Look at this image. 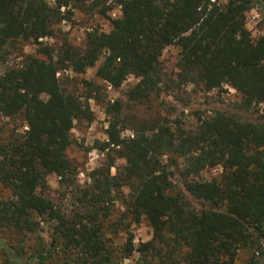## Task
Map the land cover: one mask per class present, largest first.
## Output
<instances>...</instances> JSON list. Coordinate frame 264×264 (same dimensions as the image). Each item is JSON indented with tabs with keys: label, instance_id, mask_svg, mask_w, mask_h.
<instances>
[{
	"label": "trees",
	"instance_id": "16d2710c",
	"mask_svg": "<svg viewBox=\"0 0 264 264\" xmlns=\"http://www.w3.org/2000/svg\"><path fill=\"white\" fill-rule=\"evenodd\" d=\"M106 1L0 0V116L25 126L0 136V185L9 191L0 197L1 264H120L134 252L135 264H235L240 250L248 264H264V112L246 120L215 110L185 128L131 120L120 100L107 101V138L94 146L106 157L80 186L66 155L71 129L75 121H93L88 100L104 95L92 80H83L86 92L79 94L58 76L83 74L102 58L95 75L108 85L136 79L126 92L133 104L185 85H229L241 107L262 105L264 34L251 37L245 14L264 2L115 0L121 13L110 18L109 31L91 29L82 47L66 36L59 46L42 41L56 36L69 6L107 15ZM25 42L36 44L35 54L6 65ZM168 45L179 48L175 78L165 76L160 61ZM214 167H221L217 177L201 176ZM49 174L71 194V209L49 195ZM123 187L126 212L134 222L144 218L152 237L134 245L128 236L118 259L104 220Z\"/></svg>",
	"mask_w": 264,
	"mask_h": 264
},
{
	"label": "rangeland",
	"instance_id": "374dc122",
	"mask_svg": "<svg viewBox=\"0 0 264 264\" xmlns=\"http://www.w3.org/2000/svg\"><path fill=\"white\" fill-rule=\"evenodd\" d=\"M55 0H49L54 3ZM223 3L226 0H217ZM264 2V0H259ZM109 6L107 15L98 12L97 9L89 10L87 5L69 6L70 13L65 12V17L57 25L56 36L43 38L42 41L51 45L59 46L62 39L66 36L73 45L82 47L86 33L93 28L107 32L110 29V18L120 15V6L115 0H107ZM67 8H62V11ZM245 25L249 30L251 37L255 40L264 34V8L260 4H253L245 14ZM36 44L25 42L18 45L6 60V65L13 66L21 62L26 54H35ZM179 48L175 45L166 46L160 55V61L165 76L175 78L177 67L176 61ZM100 58L95 66L89 67L83 74L74 73L71 70H60L58 76L60 80L67 83L71 89L79 94L86 92L83 80H92L101 85L103 99H89V106L94 114L92 122L75 121L71 129V144L66 150L67 157L76 166V182L80 186H85L88 182L89 172L99 166L105 160V153L94 146L97 141H103L107 138L106 128L110 116L106 113V102L120 100L123 103V114L133 120L154 121L157 119L165 120L171 125L178 124L185 128H192L196 125L198 116H205L215 110H227L235 112L242 119L256 120L264 112V104L252 106L248 109L241 107V95L229 85H223L220 88L205 91L199 85H185L181 88H171L163 90L159 94L152 95L149 100L133 104L127 99L126 92L129 87L135 83L133 76H128L119 88H114L95 75L97 66L101 63ZM1 70V67H0ZM130 126V125H129ZM130 128V127H129ZM14 130L22 132L25 129L21 118L14 122L0 116V136L5 130ZM125 135H130L131 130L124 131ZM181 160H178L180 164ZM124 164L123 159H117L116 165ZM221 172V167H214L204 170L201 176L206 179L217 177ZM115 173V168L111 169ZM59 178L55 174H49L46 177L47 190L51 198L62 204L66 209H71L72 199L70 193L64 192L58 182ZM179 185V181H175ZM128 193V188L123 187L113 203L111 204V213L104 220V229L106 232L107 243L115 252L118 259L123 255V248L128 236L131 235L132 242L137 245L139 242H145L152 237V231L144 218L139 222L132 221L125 210L123 203L124 197ZM9 191L0 185V197H8ZM191 201L195 203L192 199ZM49 228L42 225L40 234L47 236ZM248 254L246 251L238 252L235 264H248ZM138 259V253H132L128 258L123 259L120 264H135ZM1 264V262H0Z\"/></svg>",
	"mask_w": 264,
	"mask_h": 264
}]
</instances>
